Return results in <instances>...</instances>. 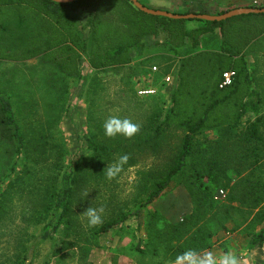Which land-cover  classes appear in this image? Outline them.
<instances>
[{
	"label": "rangeland",
	"instance_id": "rangeland-1",
	"mask_svg": "<svg viewBox=\"0 0 264 264\" xmlns=\"http://www.w3.org/2000/svg\"><path fill=\"white\" fill-rule=\"evenodd\" d=\"M259 1L264 4V0ZM140 2L149 9L176 15L189 12L203 15L200 12L204 10L203 2H191L188 11L166 3ZM67 11L69 20L84 24L81 10L69 8ZM203 23L186 20L189 29ZM84 37L87 38V31ZM208 44L200 50H218L221 42L213 38ZM246 58L251 70L257 62L264 65V37L253 44ZM176 66L177 61L167 62L160 54L151 53L142 60L135 59L128 68L105 72L91 70L83 54L78 61V78H69L37 60L21 65L13 75L1 72L0 68V92L10 100L24 139L22 154L12 160L14 172L0 171V176L5 177L0 181V264H173L175 257L184 253L175 249L167 253V250L170 246H186L187 238L192 236L190 233L201 226L198 222L185 233L196 204L191 193L192 171L205 163H224L227 158L238 155L237 146L240 148L248 125L256 117H247L235 131L223 128L198 136L184 176H178L161 199L142 210L139 221L129 219L108 234L94 235L98 227L116 218L119 211L132 212L135 200L145 201L153 190V182L161 178L169 163L168 157L176 155L182 134L165 130L159 139L162 146L159 150L153 151L147 144L145 150L136 149L135 154L131 148L119 176L111 180L106 177L107 164L119 159L115 151H123L130 141L151 142V131L143 132L148 117L154 119L157 115L158 124L167 112L175 89ZM262 72L252 70V77L264 98V70ZM148 91L153 93L147 94ZM109 117L128 119L143 127L140 140L136 136L131 137L133 140L121 135L107 137L103 125ZM259 133L264 137V122L259 125ZM89 141L112 150L103 160V174L97 170V156L88 148ZM219 149H224L219 153L223 156H215L214 152ZM11 164L1 161L0 156V169ZM70 173L80 179L71 200V219L55 229L58 215H53V197L60 189L63 175ZM258 173L264 176V166ZM228 174L235 180L233 172ZM84 191L89 197L81 202ZM220 191L223 197H219ZM226 198L227 191L220 188L217 199L225 201ZM90 204L104 208L103 222L94 227H89L79 216ZM259 209L264 211V203ZM221 217L219 214L206 222L213 233V237L207 239L211 248L199 254L212 252L219 257L232 252L238 256L240 264H264V246L248 249L251 240L248 234L258 231L261 221L252 217L242 221L235 212V222ZM48 224L51 225L50 236L43 239V228ZM221 224L225 230L221 229ZM191 250L196 251V247L192 246ZM173 252L175 256L171 258Z\"/></svg>",
	"mask_w": 264,
	"mask_h": 264
},
{
	"label": "trees",
	"instance_id": "trees-1",
	"mask_svg": "<svg viewBox=\"0 0 264 264\" xmlns=\"http://www.w3.org/2000/svg\"><path fill=\"white\" fill-rule=\"evenodd\" d=\"M138 2L147 8L140 0ZM69 8L81 10L84 24L68 19L66 12ZM246 8L261 9L264 4ZM226 12L228 9L219 15ZM203 22L202 26L189 29L186 20L145 14L129 0H80L67 5L49 0H0V64L39 58L51 63L63 75L78 78V61L83 54L87 56L89 68L96 72L128 68L135 59L142 60L151 53L160 54L167 62L177 61L175 89L170 95L168 110L158 124L157 115L154 119L148 117L143 132L151 131V142L140 140L143 127L139 126V132L133 137H138L140 142H127L129 146L121 152L113 150L118 158L131 154V148L135 154L136 149L140 148L141 152L147 144L157 151L162 147L159 144L162 132L175 130L182 134L176 155L168 157L169 163L161 178L153 182V190L147 199L141 203L135 200L132 212L119 211L116 218L94 231L97 237L116 230L129 219L139 221L141 211L161 199L178 176H184L189 160L193 158L194 142L198 136L223 128L235 131L247 117L253 116L255 121L248 125L240 148L237 146L238 155L227 158L224 163H205L192 171L191 193L196 204L187 220L185 233H189V228L198 222L201 226L190 233L192 236L187 238L186 246H170L167 253L173 249L185 252L192 246L198 253L211 248L207 239H211L213 233L206 227V222L219 214H222L221 219L235 222L233 212L242 221H247V217L261 221L262 227L248 234L251 238L248 249L264 246V211L259 209L264 203V176L258 173L264 166V137L259 133V125L264 122V98L249 73L245 59L253 44L264 37V15ZM86 31L87 38L84 37ZM213 38L220 39L218 50H200L201 46L206 48ZM227 71L235 73L233 82L226 88H220L222 75ZM88 144L93 155L97 156V170L103 174V160L112 150L98 147L90 141ZM23 150L24 139L13 108L0 92V156L1 161L12 163L0 171L14 172L12 160ZM221 152L224 149L215 151V156H223L219 154ZM229 172L234 173L235 180ZM3 178L0 176V181L5 180ZM79 182L80 179L71 173L63 175L60 189L53 197V215H58L55 229L64 222L69 223L71 200ZM220 188L227 191L225 201L217 199ZM220 226L222 230L226 229L223 224ZM50 228L49 224L43 228V239L49 238ZM174 256L175 252L171 253V258Z\"/></svg>",
	"mask_w": 264,
	"mask_h": 264
},
{
	"label": "clouds",
	"instance_id": "clouds-1",
	"mask_svg": "<svg viewBox=\"0 0 264 264\" xmlns=\"http://www.w3.org/2000/svg\"><path fill=\"white\" fill-rule=\"evenodd\" d=\"M104 134L107 137H115L121 135L125 138H131L139 132V125L133 123L128 119H120L118 117H109L103 125ZM128 156H120L119 159L108 163L106 166V177L111 180L119 176L123 170V166L127 163ZM89 193L87 191L82 192L81 202L87 201ZM103 207L90 206L84 209L79 214L83 217L89 227H94L103 222ZM173 264H240L238 256L232 252H226L219 257L213 255L212 252H205L202 255L195 250H188L184 253L177 255Z\"/></svg>",
	"mask_w": 264,
	"mask_h": 264
},
{
	"label": "crops",
	"instance_id": "crops-1",
	"mask_svg": "<svg viewBox=\"0 0 264 264\" xmlns=\"http://www.w3.org/2000/svg\"><path fill=\"white\" fill-rule=\"evenodd\" d=\"M149 2L150 3H156V4L166 3L169 6L179 7V8L185 9V11H188L189 10V9H187V7H189L188 4L191 5L192 4L191 2H193V4H194L195 2H199V1L185 0L184 3H182L181 1H180L181 3H177L176 0H149ZM260 4L261 3H260L259 0H248V1L247 0L208 1V2H203L204 10H202V12H200V13H202L203 15H208V16H219V14H221L223 11H225L227 9H228V11H231V10H234V9L246 8L247 6H250V5H252L254 7H258ZM185 6H186V8H185ZM200 26H202V25H199L197 27H200ZM216 33L218 34L219 32L216 31ZM257 49H259V48L257 47ZM245 59H246V62L248 64V70H249V73H250L251 77H252V70L258 72L259 74L263 73L262 71L264 70V65L261 62H259V64L257 62L256 65H252V70H251L248 58L245 57ZM33 60H37V61L41 62L42 64H44L45 66L47 65V66L52 67L51 63H46V62L41 61V59H39V58H35V59H32V60H29V61H26V62H20V63H15V62L1 63L0 64L1 72L6 73V74L9 73V74L13 75V73H16L15 70L18 67H20L21 65H24V64H26V63H28L30 61H33ZM9 102H10V100H9ZM10 104H11V102H10ZM11 106H12V104H11Z\"/></svg>",
	"mask_w": 264,
	"mask_h": 264
},
{
	"label": "water",
	"instance_id": "water-1",
	"mask_svg": "<svg viewBox=\"0 0 264 264\" xmlns=\"http://www.w3.org/2000/svg\"><path fill=\"white\" fill-rule=\"evenodd\" d=\"M51 2L57 3V4H72L74 2L80 1V0H49ZM132 5L140 10L141 12L157 16V17H165L168 19H174V20H199V21H205V22H222L226 21L231 18L239 17V16H245V15H264V8H239L234 9L231 11H228L222 15L219 16H208V15H199V14H188V15H176L171 14L164 11H158V10H152L148 9L144 6H142L138 0H129Z\"/></svg>",
	"mask_w": 264,
	"mask_h": 264
},
{
	"label": "built area",
	"instance_id": "built-area-1",
	"mask_svg": "<svg viewBox=\"0 0 264 264\" xmlns=\"http://www.w3.org/2000/svg\"><path fill=\"white\" fill-rule=\"evenodd\" d=\"M234 76H235V73L233 71L224 72L222 75V81H221L220 88H226V87L230 86L233 82ZM168 81H169V79H168ZM151 93H153V92L152 91L147 92V94H151ZM223 196H224V193L222 191H220L219 197H223Z\"/></svg>",
	"mask_w": 264,
	"mask_h": 264
}]
</instances>
